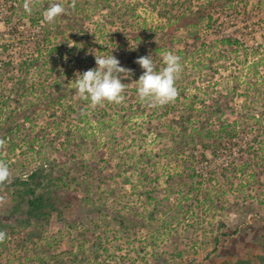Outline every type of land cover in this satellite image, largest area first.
<instances>
[{
	"label": "trees",
	"instance_id": "1",
	"mask_svg": "<svg viewBox=\"0 0 264 264\" xmlns=\"http://www.w3.org/2000/svg\"><path fill=\"white\" fill-rule=\"evenodd\" d=\"M146 1L153 10L158 8L157 16L164 20L160 37L172 38L169 43L168 40L161 43L157 40L142 42L136 30L141 28L143 30L145 23L140 24L139 21L135 23V19L139 16L137 8L128 0H27L31 8L30 12L24 8L26 0H0V23L5 28V31L0 33V57L4 56V59H0V146L3 141L8 146L7 156H2L0 153V162L7 166L11 165L9 155L16 154L17 148L23 145L30 149L36 148L35 137L15 135L14 132L19 129V125L14 124L13 121L15 116L23 117L25 123H29L35 117H43L49 111L51 115L56 116V119L59 114L61 122L71 114L79 122L83 120V116H87L86 113L90 110L87 105H90L89 101L81 97L74 100V96L77 95L75 86L67 85L63 88L60 82L62 78L70 75L78 61L82 64L79 73L96 67L95 54L99 55L97 52L94 55L89 53L91 36L95 38L98 48L102 47V43H109L112 40L108 35L102 34L104 29L99 25L95 26L93 34L86 27V22L92 21L96 15L104 18L105 26H117L114 35L122 39L128 37L132 42L131 45H124L128 53L119 60L120 66L130 70V75L122 80L125 83L124 92L130 102L126 107L127 111L118 116L120 126L129 127L136 134H141L145 129L158 146L163 141L170 142L169 146L161 147L155 152L143 150L138 155H129L133 160L119 161L115 166V177L119 184L131 186L132 196L141 190L138 191V199L143 197L146 200H156L152 195L157 192V188L152 185L157 179L148 173L149 164L157 158L169 160L171 158L181 160L179 162L183 163V171L176 175L179 178L175 183L180 188L178 191L185 195L191 194L196 189L204 192L205 178L208 177L207 181L219 175L225 178L223 176L226 170L225 167L219 166L213 171L204 170L202 167L207 163L206 152H211V157L215 159L229 158L232 163L227 166L226 171L235 170L236 163L245 160L243 153L237 155L234 151L235 146L239 147V144L245 143L240 134L250 132L255 127L264 133V121L255 114L258 107L264 108V0ZM50 3H61L65 8V12L51 22L43 17V11ZM228 22L230 25L227 24ZM127 29L130 30L128 33ZM180 30L185 32L186 40L190 43L183 49L175 50L169 44H173L174 33ZM260 32L262 33L257 41L255 35ZM77 37L81 40L75 41L74 38ZM56 42L65 45L70 55L66 65L59 64V60L53 56L45 59L40 57L42 48L50 53L48 47L56 46ZM70 42L73 43L72 46ZM122 42L126 41L122 40ZM18 44L16 50L21 52V58L14 62L15 59L11 57L12 53L9 49ZM165 52L180 57L182 70L175 81V87L177 92L182 91V93L177 94L169 103L153 106L151 101H142L138 97L136 87L128 89V84L131 81H138L143 74V69L136 63L139 57L151 55L156 70H160L163 67L160 55ZM6 56L8 60L5 61ZM45 64L49 66L48 74L43 69ZM15 67L20 72V76L16 79L12 78ZM185 68L195 72L189 79L184 77ZM31 71H34L35 77L40 81L28 78ZM52 74L55 76L54 81L48 82ZM216 76H219L220 80H214ZM11 82L12 88L9 89ZM190 86L192 87L190 95L183 94V91ZM217 86H223V89L219 91ZM10 95L17 96L15 101L17 100L19 107L11 108L7 102L10 100ZM238 98L248 101L239 108L229 105ZM20 99L23 101L21 102ZM68 100H74L75 103L68 104ZM16 109L22 113H16ZM93 112L96 113L93 119L95 127L93 134H99V139L88 141L80 129L74 127L72 130V127L67 126L63 131L64 142L61 148L65 152H69L70 148L73 149L67 157L68 162L59 164L50 161L47 157L40 158V162L44 164L32 171L25 180H16L10 193L15 210H21L20 208L26 210L25 217L16 226L18 229L26 230L24 244L28 246L35 245V242L43 243L41 250L46 251V259L42 258L39 264H51V260L54 261L53 264H65L62 260H54L51 257L50 247L54 246V239L47 234V226L53 216L58 222L67 226L69 240L72 243L68 247V253L77 264H118V260H124L117 252L121 247L111 244L106 234L100 235L101 227L108 228L115 234L114 241L130 248L131 242L139 240L132 232V228H144L142 225L146 224L145 217L140 214L136 206L130 208L124 203V200L130 196H127L124 190H119L118 194L114 195L113 189H109L108 192L98 193L99 196L93 199L89 192L90 188H87L86 196L79 201L76 199L75 192L85 184L77 172L85 167L83 158L86 153L92 151L91 145L95 147L96 142L105 136H109L108 142H117L121 145L115 135L108 134L114 130L111 128L113 121L108 119L106 109L93 110ZM227 112L239 116L232 125H228L229 123L224 119ZM132 118L136 123L131 122ZM243 120V127H235L237 124L241 125ZM53 125L54 122L47 123L49 128ZM239 127L242 130L240 134ZM259 139L257 141L254 139L255 152L246 163L258 165L257 150L259 152L263 150L264 153V135ZM105 145L106 143L102 144ZM121 147L114 149L115 154L125 146L121 145ZM96 152L102 159V151L96 150ZM79 162L82 163L81 166ZM252 173L255 174V171L253 170ZM90 180L86 181V186L92 188L95 180L94 178ZM110 196L117 197L113 199L115 203L121 205L119 210L106 205L105 201ZM165 202L164 204L156 201L146 219L154 222L155 214L159 213L171 223L175 218L180 217L184 210L190 208V205L183 203L182 199L174 204L169 203L168 199ZM75 206L85 209L84 212L88 214L97 215L110 209L114 215L91 225L90 230L85 227L81 230L76 219L69 221L66 217V208ZM165 219L161 221L160 226L167 224L168 221ZM149 228L152 230L154 226L151 224ZM7 230L0 223V232H4L5 237L8 236ZM175 240L177 243L179 238ZM87 242L91 247H88L89 251H84ZM214 243H218L217 238ZM75 244L78 251L73 253ZM101 254L106 255L101 257ZM79 255L81 258L77 260ZM161 256L155 258L159 260ZM177 256L181 257L182 252L177 250ZM70 263L76 264L73 261Z\"/></svg>",
	"mask_w": 264,
	"mask_h": 264
},
{
	"label": "rangeland",
	"instance_id": "2",
	"mask_svg": "<svg viewBox=\"0 0 264 264\" xmlns=\"http://www.w3.org/2000/svg\"><path fill=\"white\" fill-rule=\"evenodd\" d=\"M128 1L137 8L139 16L135 19L136 22H134L137 23L139 21L138 23L140 24L143 22L145 23L143 30L142 28L136 30V32L140 34L139 36L142 42L147 43V41L157 40L161 43L168 40L169 43L172 38L168 37L166 39V37H160L164 20H161L159 16H157L156 11L158 8H156L157 10H153V7L150 6L146 0ZM227 24L230 25V22ZM96 25L102 27V29H104L102 34L108 35L112 40H110L109 43H102V47L98 48L95 38L91 36L92 38H89V45L91 47L89 53L94 55L97 52V54L101 56L109 55L112 52L118 60L123 59L128 53L125 46L132 44V42L129 41L130 39L128 37L122 39L114 35L117 26H105L104 18H100L98 15L94 16L92 21L86 22V27L92 34ZM4 31L5 28L0 23V33ZM128 31L130 30L127 29V33ZM261 33L262 32L255 35L257 41H259ZM174 34L175 41L172 42L173 44H169L171 48L175 50L183 49L190 43L186 40L184 31L180 30V32ZM74 40L79 41L81 39L77 37L74 38ZM106 40L108 41V38H106ZM122 40L126 41L127 44L126 42H122ZM55 45L56 46L48 47L51 54L47 53L45 48H42L40 57L45 59V57L53 56L59 60V64H65L70 57L66 51V46L61 45V42H56ZM70 45L72 46L73 43L70 42ZM18 47L19 44L11 46L10 49L8 48L9 52L12 53L11 57L15 59L14 62H17L18 59L21 58V52L16 50ZM160 57L162 58V55H160ZM0 59H4V56L0 57ZM6 60H8V56H6L5 61ZM82 61H84L83 58ZM81 66V62L78 61L77 64L73 66L74 68L71 70L70 75L61 79L62 81L60 84H62L63 88L67 85L71 87L75 86L73 81L76 78V74L80 72ZM43 67L44 71H47L48 74L50 71L48 70L49 66L45 64ZM12 73V78L14 79L20 76V72H18L16 67ZM193 73L195 74L194 70L186 69L184 77L189 79L190 75H194ZM183 74L184 73H182V75ZM53 75L54 74L50 76L48 82L54 81L55 76ZM224 76H226L225 73ZM28 78L40 81L35 77L34 71L30 72ZM219 78V76H216L214 80H220ZM136 82L137 81H131L128 84V89L135 88ZM198 83L200 84V82ZM217 87L219 91L223 89V86ZM8 88H12V82L9 84ZM191 88V86L188 89L186 88L183 94L189 96ZM50 89L51 88H49L48 91H50ZM179 92L178 95L182 93V91ZM8 93L9 92H7V95ZM123 95L125 99L121 103L104 101L101 105L99 104L95 107L87 104L90 110H88L86 113L87 116H83V120L80 122L74 118L73 114L61 122L59 119L60 115L58 114L56 119V116L54 117L51 115L50 111L43 117H35V119H32L29 123H25L23 117L20 115L15 116V120H13L14 124L19 125V129L14 132L15 135L17 137L28 135L30 137H35L37 140H34L36 141V148L30 149L28 146L23 145L17 148L16 154L9 155V164H11L8 166L9 176L0 181V223L8 229V236L0 240V264H39L42 258L46 259V251L44 252V250H41L43 245L42 242H35V245L29 244L28 246L24 244L26 241V230L24 229L23 231L16 226L17 223L25 217L26 210L25 208H20L21 210L18 211L15 210L14 201L10 193L13 190L16 180H25L32 171L37 170V168H40L41 165L44 164V162H40V158L47 157L50 161H56L59 164L68 162L67 157H69L73 149L70 148L69 152H65L61 148V144L64 142L63 131H65L64 128L67 126L72 127V130L74 127L80 129L83 135L87 137L88 141L94 138L99 139V134H93V129H95L93 119L96 114L93 110L102 108L106 109L108 112V119L113 121L111 122V128H113L114 132H108V134L115 135L118 141L121 142V145L125 147L115 154L114 149L122 147L118 145L117 142H108L109 136H105V138H102L100 141L98 140L99 142H96L95 147L89 144L92 147V151L84 155L83 161L85 167L77 172V175L80 178L82 177L81 179L84 180L82 181L85 184H83L80 190L75 192V196L79 201V199L86 196L87 188H90L89 192L92 194L93 199L99 196L98 193L108 192L109 189H113L114 195L118 194L119 190H124L127 196L130 195L128 199L124 200V203L130 208L136 206L140 214L145 217L146 224L142 221V226L144 228H132V232L138 236L139 240L131 242L130 248L128 247L129 249L123 246V243L113 240L115 234H113L111 230L101 227L100 235L106 234L111 244H114L116 247H121L117 252L124 260H118V264H264L263 150L261 152L257 150L258 165L246 163L255 152L254 145L257 139L262 137L264 133H262L259 128L255 127V129L250 132H242L240 134L242 130L239 127V134L243 136L245 143L239 144V147L235 146L234 151L237 155L243 153L245 160L236 163L237 166L234 168L235 170L230 169L226 171L227 166L229 167L232 163L229 158L215 159L211 157V152H206L207 163L202 167L204 170L208 169L213 171V169L218 166L220 168L225 167L226 170H224L225 174L223 176L225 178H221L222 175L216 178L212 177L209 181H207L208 177L205 178L207 183L204 181V186L206 187V191L203 190L204 192L196 189L193 190L191 194L185 195L178 191L180 188H178L175 183L179 179L176 176L177 173L181 174V171H183V163L179 162L181 160H172L171 158L170 160L163 158L154 159L153 163L149 164L148 173L157 179L152 185V187L157 188V192L152 195L156 200H146L143 197L138 199V191L141 190H138L134 193V196H132L131 186L119 184L118 179L115 177L116 164L119 163V161L133 160L131 156L133 154L138 155L143 150L155 152L161 147L169 146L170 142L163 141V143L158 146L156 145L155 139L149 135V133L147 134L145 129L141 131V134H136L129 127L125 128V126H120L118 116L120 114L123 115V113L127 111L126 107L130 102L125 92H123ZM79 97L80 96L77 94L73 99L75 100ZM16 98L17 96L15 97V95L9 96L10 100H7V102L10 104L11 108L20 106L17 104V100L15 101ZM74 100H68L67 103H75ZM244 100V98H238L229 105H235L237 108H239V106L243 107L245 102L248 101L247 99L246 101ZM20 101L22 102L23 99H20ZM74 106H76V104ZM262 109L264 108L258 107L255 110V114L258 115L261 121H264ZM16 113L21 114L22 112L20 113L19 110L16 109ZM147 114H150L149 110ZM243 116H245V114H243ZM238 117L239 116L230 115L229 112H227L224 119L229 123L228 125H232V122L236 121ZM51 122H54V125L49 128L47 123ZM60 122L62 123L61 125ZM131 122L136 123L133 118ZM137 122L141 123V121ZM238 126L243 127L244 120L241 125L237 124L235 127ZM254 139H256V141H254ZM38 143L41 144V146ZM104 143H106V145L102 146ZM129 144L130 146H128ZM96 150L102 151V159L99 153L97 154ZM0 153L2 156H7L8 154V146L5 145L4 141L1 143ZM233 155L235 156V154ZM119 157L122 160L119 159ZM81 165L82 163H80V166ZM253 170L255 174L252 173ZM210 175L212 176L213 174L211 173ZM93 178L95 181L92 184V188L87 187L86 181L89 182L91 181L90 179ZM102 196L104 197V194H102ZM113 198L115 199L117 197L110 196L105 203L109 208L119 210L121 205L117 204L118 202L115 203ZM166 199L172 204L182 199V202L189 204L190 208L184 210L180 217L175 218L171 223L165 219L164 215L159 213L155 214L154 222L146 219L148 214L152 212V206L155 202L160 201L165 204ZM122 206L124 205L122 204ZM109 210L107 212L104 211L100 215L88 214L84 212L85 209L75 206L74 208H66L65 213L69 221L76 219L75 221L80 227L79 229L83 230L85 227L90 230L91 225L95 223L98 224V222H101L103 219H109L110 216L114 215V213ZM164 219L168 221L167 224H165V226H160L161 221ZM151 224L154 226L152 230L149 228ZM68 231L67 226L64 223L58 222L55 216H53L47 226V234L50 238L54 239V246L50 247L52 253L51 257H53L54 260H62L65 264H71V261L76 263V261L72 259L73 257L69 256L68 253V247L72 244L69 240ZM71 233L73 232L71 231ZM86 237L88 238V235ZM176 238H179L181 242L178 241L176 243ZM216 238L218 239L217 244L214 243ZM118 243L120 245H118ZM88 247L90 248L91 244L87 242L85 243L84 251H89ZM77 249L75 244L73 253L78 251ZM177 250L182 252L181 257L177 256ZM105 255L106 254H101V257ZM159 255L162 256L161 259L158 260L155 256L158 257ZM80 258L81 256L79 255L77 260ZM101 260L103 259L101 258ZM51 261V264H53L54 261Z\"/></svg>",
	"mask_w": 264,
	"mask_h": 264
},
{
	"label": "clouds",
	"instance_id": "3",
	"mask_svg": "<svg viewBox=\"0 0 264 264\" xmlns=\"http://www.w3.org/2000/svg\"><path fill=\"white\" fill-rule=\"evenodd\" d=\"M24 8L30 12L29 3L25 2ZM65 8L61 3H50L43 11L45 20L51 22L63 14ZM96 67L83 73H77L73 81L76 93L90 102L92 107L104 101L121 103L125 97V83L122 80L130 75V70L120 66L119 60L112 54L95 55ZM136 63L143 69V74L136 82L138 97L149 100L153 106L164 105L173 101L178 92L175 81L182 70L180 57L171 52L162 54L163 67L156 70L151 55L139 57ZM9 176L7 164L0 162V181ZM5 238V233L0 232V240Z\"/></svg>",
	"mask_w": 264,
	"mask_h": 264
}]
</instances>
